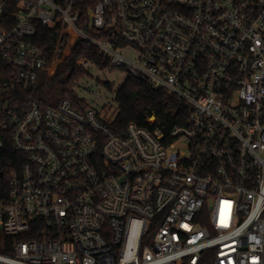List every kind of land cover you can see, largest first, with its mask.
Segmentation results:
<instances>
[{
  "label": "built area",
  "instance_id": "2783aa9c",
  "mask_svg": "<svg viewBox=\"0 0 264 264\" xmlns=\"http://www.w3.org/2000/svg\"><path fill=\"white\" fill-rule=\"evenodd\" d=\"M82 2L0 0V264H264V0ZM80 38L185 121L32 97Z\"/></svg>",
  "mask_w": 264,
  "mask_h": 264
},
{
  "label": "trees",
  "instance_id": "16d2710c",
  "mask_svg": "<svg viewBox=\"0 0 264 264\" xmlns=\"http://www.w3.org/2000/svg\"><path fill=\"white\" fill-rule=\"evenodd\" d=\"M98 0H83V19L88 21L90 10L94 7ZM87 23L86 30L90 33L94 31ZM38 32L35 41L43 45L49 54L55 48L60 26H38ZM67 49L65 40H62L59 55H62ZM87 59L96 64L101 70L114 69L110 66L109 61L100 52V49L83 39H78L71 51V54L57 66L53 75H41V79L35 90L29 91L32 97H36L43 103H56L60 99H69L72 104L85 111L88 108L86 101L79 98L73 88L76 80L84 75L89 74L87 69L77 64L79 59ZM56 80L59 83V89L55 93H43V89L50 81ZM105 86L109 90H113V85L106 82ZM28 92V93H29ZM117 114L114 121L111 122V128L116 131H123L130 122H135L143 127H150L149 117L155 116V125L160 127L164 132L168 133L177 123H183L184 117L188 114V106L181 102L174 94L164 89H155L147 81L140 77L128 75L116 92ZM26 234L25 238L32 237ZM1 250V248H0Z\"/></svg>",
  "mask_w": 264,
  "mask_h": 264
},
{
  "label": "rangeland",
  "instance_id": "374dc122",
  "mask_svg": "<svg viewBox=\"0 0 264 264\" xmlns=\"http://www.w3.org/2000/svg\"><path fill=\"white\" fill-rule=\"evenodd\" d=\"M88 72L89 74L80 80L82 86L73 87L78 96L88 102L90 106L97 108L107 106L111 111L117 109L116 92L127 78V71L122 68L99 71L97 67L90 66ZM51 75L53 74L50 73L48 76ZM97 78H99V82ZM107 81L113 85V90L107 89L105 86ZM58 85L59 83L56 80L50 81L42 92L55 93L59 89Z\"/></svg>",
  "mask_w": 264,
  "mask_h": 264
},
{
  "label": "water",
  "instance_id": "95a60500",
  "mask_svg": "<svg viewBox=\"0 0 264 264\" xmlns=\"http://www.w3.org/2000/svg\"><path fill=\"white\" fill-rule=\"evenodd\" d=\"M124 136H126V135L124 134Z\"/></svg>",
  "mask_w": 264,
  "mask_h": 264
}]
</instances>
